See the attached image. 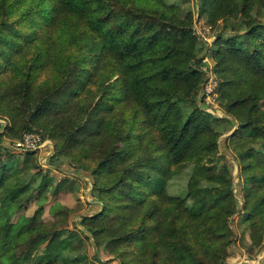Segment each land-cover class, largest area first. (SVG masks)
Wrapping results in <instances>:
<instances>
[{"label": "trees", "instance_id": "obj_1", "mask_svg": "<svg viewBox=\"0 0 264 264\" xmlns=\"http://www.w3.org/2000/svg\"><path fill=\"white\" fill-rule=\"evenodd\" d=\"M192 2L0 0V230L26 226L33 239L0 241V264H86L76 261L86 236L97 259L88 264H228L238 214L246 252L262 250L264 0ZM196 9L217 31L212 59L229 116H199L209 44L194 29ZM235 126L225 142L244 205L219 143ZM26 133L53 142L49 166L38 149H15ZM220 170L231 191L220 186L195 211ZM86 186L99 208L81 215L83 229L68 228L74 204L59 196ZM32 200L42 204L29 216Z\"/></svg>", "mask_w": 264, "mask_h": 264}, {"label": "rangeland", "instance_id": "obj_2", "mask_svg": "<svg viewBox=\"0 0 264 264\" xmlns=\"http://www.w3.org/2000/svg\"><path fill=\"white\" fill-rule=\"evenodd\" d=\"M172 4H178L187 6H192L193 2L192 0H168ZM196 20L194 23V29L198 35H200L204 40L209 44V51L204 56V63L205 65L202 66V70L205 75L204 82L202 84V87L199 91L198 95V103L196 106L200 107L199 109L200 117H205L206 113L208 115L210 114V118L217 117H224L229 116L221 107L220 101H219V90L221 86V80L218 77V74L216 72L215 63L212 59L213 51L211 50V46L214 45V41L217 39V31L216 29H213L210 25H208L205 21V18H199L198 10H195ZM222 32L225 31V26H221L219 28ZM208 89L212 90L210 94H208ZM209 98V99H208ZM1 116V115H0ZM1 122H4L3 120H0ZM225 125V124H224ZM237 126L234 127V129L230 133L223 134L220 139V150L225 155L227 160V166L228 170L233 174V194H235L241 201L242 204L245 202V192L240 193V190L243 188L244 181L241 180L240 175V167L238 162L235 160V149H232L231 146L225 142V140L228 138V136L236 131ZM5 129H3L4 131ZM2 131V132H3ZM4 135V136H3ZM3 142L6 144H9L8 142H11V137L8 136L5 132L3 134ZM18 140V139H17ZM15 140V141H17ZM13 141V140H12ZM14 141V142H15ZM15 147V146H14ZM53 142L46 141L45 144L38 148L39 150V156L42 159L41 163L44 166L48 165V160L50 157L54 156V148H53ZM256 148H260V144L256 145ZM15 149H17L15 147ZM56 161L60 159L58 156H55L54 158ZM56 163V164H57ZM65 170H68L69 172L76 173V171L71 170V168H68L67 163H64ZM49 166V165H48ZM57 175V174H56ZM61 177V175H59ZM215 181L218 184L217 186L213 187L212 189H207L201 192V201L198 204L193 205V209L195 211H200L206 204L207 201L213 198V194L220 193V186L223 187L228 192L231 191V181L230 176H228L225 171L220 170L218 174L215 175ZM78 192L73 193H63L60 194L59 200L61 201H68L69 203L74 204L72 208H75V211L71 214L70 219L65 223L68 228H75V226H78L79 229H83L82 225V217L83 214H93L98 210V206L94 205V203H90L91 198V189L86 186L83 189H78ZM243 191V190H242ZM243 197H242V195ZM43 204L45 203L44 200ZM42 204V202H39L37 200H32L29 202V207L26 210H23V213L26 215H32L35 210ZM244 205V204H243ZM48 210V209H47ZM46 212L42 215L44 220L46 222L52 221V217ZM232 225L235 227L237 232V246L240 248H234L236 251L235 253L228 258V264H240L242 262H251L252 264H255L259 262L261 259H264V247L261 251H258L254 253L253 255H250L247 253V245L250 244L249 240V231L248 227L245 223L241 220V214L236 215L233 218ZM26 226H18V225H6L4 224L0 230V241L2 243H8L13 238L18 237L21 240H26L28 242H31L33 239H28L26 237ZM86 241L88 244V249L86 252H82L77 255L76 261L78 263L82 262L88 264L91 260L97 261L95 258L94 252H93V246L89 245V238L86 236ZM28 239V240H27ZM101 250H103V247H100ZM104 260H106V255H103ZM103 264H116L115 261H104Z\"/></svg>", "mask_w": 264, "mask_h": 264}, {"label": "built area", "instance_id": "obj_3", "mask_svg": "<svg viewBox=\"0 0 264 264\" xmlns=\"http://www.w3.org/2000/svg\"><path fill=\"white\" fill-rule=\"evenodd\" d=\"M208 94L212 92V90L208 89ZM209 99V98H208ZM45 144L42 141L40 134L37 133H26L23 137L16 141L15 147L17 150L24 151V150H36L41 148Z\"/></svg>", "mask_w": 264, "mask_h": 264}]
</instances>
